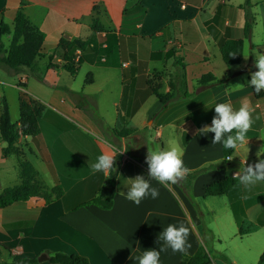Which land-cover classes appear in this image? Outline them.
Segmentation results:
<instances>
[{"label": "crops", "instance_id": "0c3cea01", "mask_svg": "<svg viewBox=\"0 0 264 264\" xmlns=\"http://www.w3.org/2000/svg\"><path fill=\"white\" fill-rule=\"evenodd\" d=\"M245 1L0 0V19L10 28L14 12L22 3L28 20L44 34L36 66L22 68L15 74L0 68V100H6L12 123L19 119L20 91L45 106V114L38 119L39 133L21 136L16 145L36 169L46 190L57 185L63 191L49 203L36 196L0 208V261L36 258L31 264H57L49 262L48 255L62 252L83 255L89 264H137L139 252L159 248L160 231L168 223L178 221L190 229V247L185 252L167 249L161 252L160 262L179 264L182 254L194 253L201 243L205 213L175 183L161 185L152 180V186L159 190L158 197H146L139 205L125 198V186L138 174L147 176V164L140 150L148 152L154 146L166 147L171 139L181 144L188 172L209 163H221L222 147L211 142L214 134L200 132L205 125H210L215 115L214 107L205 106L213 99L230 102L234 107L248 103L254 109V123L246 146L258 143L264 131V97H254L247 82L250 73L256 70L254 53H264V0H247L253 17L248 38L243 35ZM94 3L110 24L108 27L100 17L101 32L90 30ZM111 9H116L113 19L108 17ZM108 32L116 39V49L101 57L92 51L80 53L75 75L61 68L47 67V56L54 51L61 36L87 39L90 46L96 44L100 49L108 47L104 39ZM8 36L1 37L4 46ZM229 38L243 39L242 59L238 64L226 65L222 61L220 47ZM248 52L245 58L243 55ZM174 55L182 57L185 63L188 92L193 91L195 80L203 73L229 78L221 85L161 109L146 80L159 71V92L168 91ZM214 61L222 65L221 73L215 70ZM195 67L199 68L196 73ZM85 72L90 74L89 83L83 82ZM228 88L236 90L227 91ZM88 101L95 102L98 114L109 127L133 126L138 132L127 138L104 135L82 109ZM5 146L0 140V194L19 183L16 158L3 155ZM110 146L123 150L117 154L122 158L117 166L112 207L103 209L84 204L98 193L106 180L102 173L91 174L90 166ZM233 153L227 159L228 165L209 169L194 179L195 201L204 195L207 184L219 179L216 176L221 170L225 176L239 175L240 159L245 155ZM231 161L238 163V167L230 165ZM256 161L255 157L246 156L245 164ZM240 186L238 182L222 195L226 208L233 207L235 202L231 198L235 197V188L239 187L237 194L240 193ZM240 197L244 199L243 195ZM234 216L242 224L235 211ZM212 234L218 239L217 234ZM218 246L213 244L212 248L219 251ZM260 249L262 246L257 255ZM224 257L229 264L238 262L234 255Z\"/></svg>", "mask_w": 264, "mask_h": 264}, {"label": "trees", "instance_id": "16d2710c", "mask_svg": "<svg viewBox=\"0 0 264 264\" xmlns=\"http://www.w3.org/2000/svg\"><path fill=\"white\" fill-rule=\"evenodd\" d=\"M23 4L14 12L12 18V26L9 27L2 19H0V68H4L8 73L15 74L22 68H31L36 66L41 57V46L44 34L36 25L31 23L23 11ZM244 9L245 23L243 27V35L248 38L251 33L253 17L249 12V3L246 0L242 5ZM92 17L90 30L94 32L103 31V26L97 17L99 12L96 3L92 6ZM2 15V12H0ZM10 35L9 44L4 46L1 37ZM82 52L92 51L87 39L79 37L68 39L61 36L52 53L47 56V67L61 68L70 75H75L78 71L80 59L75 60V50ZM243 39H226L220 47V55L222 61L226 65L238 64L242 59ZM59 59V61H57ZM174 72L169 75L167 85L168 91L159 92L160 77L159 74L153 73L152 77L146 80L150 91L156 96L161 104V109L166 108L170 103L195 96L197 93L206 90L212 86L223 84L228 78L225 75L222 78L216 77L211 72L201 74L196 80L192 92L187 91L185 63L183 58L177 55L173 56ZM157 81L154 83V80ZM91 81L90 74H86L85 83ZM253 89V88H252ZM253 95L256 98L264 97V91L256 93L253 89ZM19 119L17 123L10 121L8 105L4 98L0 100V140L6 143L3 147V155H13L16 158L19 183L7 187L0 194V208L6 207L16 201H24L31 197H40L45 203H49L54 199H58L63 191L60 186L50 188L46 191L42 182L38 178V172L33 165L24 158L23 151L16 145L17 140L22 136H35L39 133L40 128L38 119L45 114V106L29 98L24 91H20L18 95ZM90 119L101 129L104 135H112L114 137H129L138 132L133 126L117 125L113 128L106 125L103 118L98 114L94 101L87 102L82 108ZM233 150H224L222 148L223 159L219 164L209 163L188 172L184 177L178 178L175 184L184 193L186 198L195 203L192 195V182L200 174L209 169L228 165L227 157L233 154ZM140 154L147 155V151L140 150ZM121 156L116 157L115 171L112 172L105 180L98 193L92 196L84 204H95L96 206L109 209L113 204V196L115 193V179L117 166L121 161ZM239 182L238 175H226L219 179L213 180L204 188V196L223 195L226 194L233 186ZM241 228H239L240 232ZM213 238L212 232L203 222L201 243L194 253L187 255L182 254L179 264H215L213 254L217 253L208 241ZM37 261L36 258H18L13 261H0V264H31ZM48 261L57 264H89L87 257L79 254H67L55 252L48 255ZM264 261V249L259 255L255 264H261Z\"/></svg>", "mask_w": 264, "mask_h": 264}, {"label": "clouds", "instance_id": "9594fccd", "mask_svg": "<svg viewBox=\"0 0 264 264\" xmlns=\"http://www.w3.org/2000/svg\"><path fill=\"white\" fill-rule=\"evenodd\" d=\"M249 52L243 56L247 58ZM255 71L250 73L248 86L256 93L264 90V53H254ZM235 91L236 89H226ZM206 107H214L215 115L211 119L210 125H205L200 132L213 133L212 144H219L224 150H233L239 153L242 148L248 151V133L252 128L254 109L248 103H242L239 107H234L227 101H217L213 99ZM119 147L110 146L108 150L101 152L91 164V174L102 173L106 178L115 171L116 157L121 152ZM264 150L257 152V157ZM239 156V155H233ZM232 156V157H233ZM231 157V158H232ZM230 158V159H231ZM246 154L242 166L238 173L240 185L244 189H249L258 182H264V158H258L254 164H245ZM147 164V176L138 174L129 179L125 186V198L136 205H139L146 197L155 199L159 195L158 188L152 186L151 181L155 180L161 185L175 183L178 178L184 177L188 169L183 162V148L175 139L169 140L166 147L154 146L148 149L145 157ZM147 221V220H146ZM190 229L182 221L168 223L158 235L159 248L142 249L136 256L137 264H161V252L171 249L173 252H185L190 247L188 243Z\"/></svg>", "mask_w": 264, "mask_h": 264}, {"label": "rangeland", "instance_id": "374dc122", "mask_svg": "<svg viewBox=\"0 0 264 264\" xmlns=\"http://www.w3.org/2000/svg\"><path fill=\"white\" fill-rule=\"evenodd\" d=\"M115 11L116 9H111L108 12V17L110 16V19L114 18L113 15L115 14ZM97 17L99 20L100 17H102L107 23L106 15L103 16L100 10L97 14ZM107 26L110 27V24L108 25L107 23ZM111 35L113 34L108 32L104 36V39L106 38L107 40L108 47L98 49L96 44H94V55L101 57L106 55L107 52H111L112 50L116 49V39L115 37H111ZM174 39L175 37H173V41ZM9 40L10 35L8 36L7 40L4 39L6 45L9 44ZM220 65L221 64H218L216 61H214V67L218 73H221L222 65ZM198 69V67H195V73L198 71ZM158 72L159 71H156L155 73L159 74ZM83 77L84 82V79L86 78V72L83 74ZM80 82H82V78L80 79ZM156 82L157 81L154 80V83ZM77 83H79V81H77ZM263 132H261L259 136L258 143L252 147H247V153L246 149L244 148H242L239 153H242L243 155L246 154V156L249 157H255L256 159L264 158V153H260V156L257 157V152L260 149L264 150V136L262 135ZM230 163V165H235L238 167V163L234 161H231ZM220 173L221 174H218L216 178L225 176L224 170H221ZM213 175L214 174L207 177L206 179H210ZM42 185L44 186V184ZM238 188L239 187H237V189ZM237 189L235 188L233 192L235 197H230L231 202H235L233 207L236 210H234L232 206L226 208V199H224L222 195L204 197L202 194V197H196V202L194 203V206L198 207L200 211L205 213V225L207 228L212 233L214 232L217 234L218 239L212 238L211 241H208V244L211 247L213 244L219 245V248H217L220 250L213 254L215 264H229L224 260L225 255H234L238 261L234 264H255L259 253H261V251L264 249V227L258 226V224L264 225V182H258L249 189H244L242 186H240V193L238 191V194H240V196L243 195L244 199L238 196ZM46 191L49 192L48 190ZM234 211L236 212V218L239 221H242V224H238V222H236ZM239 228L242 229L240 232ZM261 246L262 249H260L257 255L258 249Z\"/></svg>", "mask_w": 264, "mask_h": 264}, {"label": "built area", "instance_id": "2783aa9c", "mask_svg": "<svg viewBox=\"0 0 264 264\" xmlns=\"http://www.w3.org/2000/svg\"><path fill=\"white\" fill-rule=\"evenodd\" d=\"M181 7H184L183 3H181ZM80 53L81 51L79 49L75 50V60H78ZM227 159H229V157H227Z\"/></svg>", "mask_w": 264, "mask_h": 264}, {"label": "water", "instance_id": "95a60500", "mask_svg": "<svg viewBox=\"0 0 264 264\" xmlns=\"http://www.w3.org/2000/svg\"><path fill=\"white\" fill-rule=\"evenodd\" d=\"M251 164H254L255 162H250ZM250 163H247V164H250ZM43 258V256L41 257V259Z\"/></svg>", "mask_w": 264, "mask_h": 264}]
</instances>
